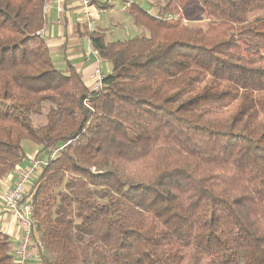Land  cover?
I'll list each match as a JSON object with an SVG mask.
<instances>
[{
	"label": "trees",
	"instance_id": "trees-1",
	"mask_svg": "<svg viewBox=\"0 0 264 264\" xmlns=\"http://www.w3.org/2000/svg\"><path fill=\"white\" fill-rule=\"evenodd\" d=\"M43 8L0 0V181L24 140L57 153L24 195L43 263L264 264V0L132 4L145 34L85 33L111 67L98 92L54 67Z\"/></svg>",
	"mask_w": 264,
	"mask_h": 264
},
{
	"label": "crops",
	"instance_id": "crops-1",
	"mask_svg": "<svg viewBox=\"0 0 264 264\" xmlns=\"http://www.w3.org/2000/svg\"><path fill=\"white\" fill-rule=\"evenodd\" d=\"M117 2V3H116ZM121 7V3L118 0L111 1L105 6ZM120 5V6H119ZM101 6V5H100ZM99 6V19L96 21V26L101 28L104 26L102 18L100 17L103 11ZM121 10L123 8L121 7ZM46 15V25L41 31V38L46 42L49 49L50 57L54 67L59 71L66 69L67 63L75 68L81 77L83 84L90 90L95 84L92 73L96 66H100V69L104 76L111 70L110 64L106 72L103 69L104 61L97 62L94 57L86 51V39L82 36L79 28V13L74 0H64L63 12L58 13L56 10L55 2H52L49 6ZM103 25V26H102ZM38 148L34 154L26 155V160L18 166L17 169L27 168L31 161L34 160V156L37 154ZM41 156V155H40ZM36 159V158H35ZM16 169V170H17ZM15 172V171H14ZM11 173L4 180L0 181V232L6 235L11 241V247L15 252L17 242L21 238L23 229L17 223V220L10 214H8L3 207L2 194L10 189L16 179L15 173ZM29 188L26 185L25 192ZM36 241L31 245L29 249V264H44L41 257L40 248L36 246Z\"/></svg>",
	"mask_w": 264,
	"mask_h": 264
},
{
	"label": "built area",
	"instance_id": "built-area-1",
	"mask_svg": "<svg viewBox=\"0 0 264 264\" xmlns=\"http://www.w3.org/2000/svg\"><path fill=\"white\" fill-rule=\"evenodd\" d=\"M78 13H79V28L82 34L92 33L96 28V21L99 19V6L108 5L111 1L115 0H74ZM122 2V8L128 9L132 4L136 3L137 0H120ZM52 2L56 4V10L58 13L63 12L64 0H44V14L47 13L49 6ZM150 16L161 18L157 11L146 10ZM165 20H175L177 16L171 14H165L163 17ZM185 24V23H184ZM41 37V32H38ZM86 39V51L89 52L96 61H99L96 51L91 47L90 39L85 34L83 35ZM95 81L92 91L98 92L103 87V75L100 66H96L92 73ZM42 163L34 159L30 165L25 169L15 170L16 179L13 186L6 190L2 194L3 207L5 211L12 215L17 223L22 227L23 232L21 238L17 242V246L14 252L15 264H29V249L34 244V221L32 219V205L29 200H24L25 188L28 183L34 180L35 175L41 171ZM36 246L41 248V245L36 243Z\"/></svg>",
	"mask_w": 264,
	"mask_h": 264
},
{
	"label": "rangeland",
	"instance_id": "rangeland-1",
	"mask_svg": "<svg viewBox=\"0 0 264 264\" xmlns=\"http://www.w3.org/2000/svg\"><path fill=\"white\" fill-rule=\"evenodd\" d=\"M165 1L166 0H137V2H139V4L144 9L153 10V11H157L158 7L161 6ZM120 3H121V7H122V2L120 1ZM121 7H115V6L111 5L108 8L103 9V11L110 10V11L103 12L100 16L102 18V23L104 24V26L102 25L103 27H101V28H98L96 26V28H95V31L101 30V31H104L106 33L107 41H117V40L122 41V40H125L128 38H131L135 35H140V34L146 33L144 30L137 29V28L135 29L133 27V25L131 23L130 15L127 12L128 9H125V10L123 9L124 11H122ZM181 20H182V24L184 26H187V27H191V26H195V25L199 24L198 21L188 19L184 15L181 18ZM107 68H108V63L104 62L103 69L105 72H106ZM44 114H45V111L40 116H31L32 124L34 126L42 125L44 123ZM22 148H23V151L26 155L27 154L32 155L37 150V146L34 145L31 141H27V140H24L22 142ZM56 154H57L56 151H53L51 153L44 152V153L40 154L41 156L35 155L34 157L37 160H39L42 163V165H44L46 163V161L48 160V158H54L56 156ZM35 158H33V159H35ZM34 179H35V177H34ZM33 182H34V180L31 181L30 183H28V186L30 187Z\"/></svg>",
	"mask_w": 264,
	"mask_h": 264
}]
</instances>
